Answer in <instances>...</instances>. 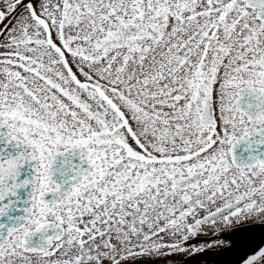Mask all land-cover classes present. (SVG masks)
<instances>
[{"label": "snow or ice", "instance_id": "snow-or-ice-1", "mask_svg": "<svg viewBox=\"0 0 264 264\" xmlns=\"http://www.w3.org/2000/svg\"><path fill=\"white\" fill-rule=\"evenodd\" d=\"M0 264H264V0H0Z\"/></svg>", "mask_w": 264, "mask_h": 264}]
</instances>
